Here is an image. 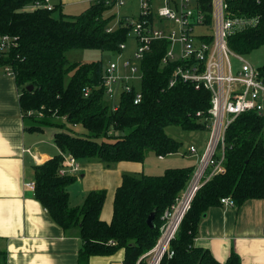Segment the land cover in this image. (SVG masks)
I'll return each mask as SVG.
<instances>
[{
    "label": "trees",
    "instance_id": "16d2710c",
    "mask_svg": "<svg viewBox=\"0 0 264 264\" xmlns=\"http://www.w3.org/2000/svg\"><path fill=\"white\" fill-rule=\"evenodd\" d=\"M37 2L45 0H0V35H10L14 41L10 50L0 53V70H12L24 117L34 118L31 111L41 113L38 124L26 123L28 129L81 125L88 131L86 136L57 130L55 143L63 153L78 160L95 159L107 168L120 161L143 162L151 152L158 157L177 153L181 142L168 135L169 125L207 130L211 92L182 80L169 85L179 62L163 63L167 41L153 42L140 60V85H134L133 92H123L116 102L106 97L102 86L109 63L103 59L70 62L67 58L71 49L123 51L120 45L130 40L132 29L125 23L129 16H121L110 32L116 14L106 15L117 0H95L79 14L62 13L60 17L53 15L61 10L59 4L49 10L34 8ZM231 6L237 15H260V22L233 33L230 47L242 55L263 47L264 0H232ZM259 71L264 77V64ZM30 85L32 89H28ZM87 87L91 90L85 96ZM137 89H141L142 99L135 103ZM58 117L64 123L56 122ZM61 152L34 166L35 197L65 232L77 230L83 241L80 264H89L92 256L114 255L122 249L123 264H136L156 243L165 210L184 189L195 167H168L160 174H123L115 193L113 217L107 222L101 218L105 189L89 191L82 205L71 206L68 188L77 178L60 173ZM184 155L190 154L185 151ZM225 165L226 171L214 176L195 196L173 241L175 256L169 264H242L236 251L221 262L209 249L196 246L195 239L201 218L209 208L222 205L223 197H230L235 206L264 198V116L245 112L229 125ZM154 210L155 226L151 227L147 218Z\"/></svg>",
    "mask_w": 264,
    "mask_h": 264
},
{
    "label": "built area",
    "instance_id": "2783aa9c",
    "mask_svg": "<svg viewBox=\"0 0 264 264\" xmlns=\"http://www.w3.org/2000/svg\"><path fill=\"white\" fill-rule=\"evenodd\" d=\"M161 1L159 4L155 0H139V15L125 18V23L132 26L129 37L137 43V62L132 65L129 62H109L102 83L105 95L116 102L123 92H133L134 85L139 86L143 77L140 60L152 49L154 41L165 40L169 46L163 63L179 62L169 85L175 86L182 80L197 89L205 88L211 92L210 116L206 125L209 136L203 150L190 146L188 153L196 157L194 170L174 203L165 210L156 243L139 256L136 264H169L175 256L173 241L195 196L214 176L226 171V132L229 125L245 112L253 111L264 116V77L258 67L229 45V37L233 33L256 26L260 15H237L232 10V0ZM124 2L117 0L116 4ZM33 7L51 10L53 3L45 0ZM120 18H117V25ZM115 28L110 26L108 31ZM13 44L10 35H0V53L10 50ZM120 47L126 48V42ZM232 57L240 61L239 68H235ZM4 72L14 75L8 67ZM90 90L87 87L84 95L88 96ZM141 99V89H137L135 103ZM117 107V104L113 106L114 109ZM61 153L60 173L78 172V159L71 153ZM33 158L39 160L36 155ZM27 186L35 189V181L28 182ZM221 203L235 206L230 197H223Z\"/></svg>",
    "mask_w": 264,
    "mask_h": 264
},
{
    "label": "crops",
    "instance_id": "0c3cea01",
    "mask_svg": "<svg viewBox=\"0 0 264 264\" xmlns=\"http://www.w3.org/2000/svg\"><path fill=\"white\" fill-rule=\"evenodd\" d=\"M51 1L59 4L62 12L76 15L95 0ZM137 1L138 12L132 17L139 15ZM26 123L15 77L0 70V264H80L83 241L77 230L65 232L36 199L35 189L27 186L35 181L34 166L61 152L54 141L55 131L51 132L52 147L44 148L37 145L36 135L43 138L45 128L28 129ZM78 161L77 179L68 188L71 206L82 205L89 191L105 189L101 218L110 222L123 174L142 172V162L120 161L107 168L95 159ZM195 163L194 158V163L184 166ZM168 167L175 166L165 169ZM195 245L209 249L221 262L236 251L242 264H264V198L248 200L241 206L209 208L200 220ZM124 255L122 249L114 255L92 256L89 264H123Z\"/></svg>",
    "mask_w": 264,
    "mask_h": 264
},
{
    "label": "rangeland",
    "instance_id": "374dc122",
    "mask_svg": "<svg viewBox=\"0 0 264 264\" xmlns=\"http://www.w3.org/2000/svg\"><path fill=\"white\" fill-rule=\"evenodd\" d=\"M124 4H116L112 10L107 11L106 15H109L111 13L116 14V18L111 22V27H116L117 25V18H120L121 16L128 15V16H135L138 12V1L137 0H124ZM52 2V1H51ZM156 3L161 4V0H155ZM65 11V10H64ZM84 11V10H83ZM64 14V12H61V10H57L53 13L55 17H60ZM128 13V14H125ZM200 28H197L199 30ZM137 48V43L133 38H130L126 42V48L123 49L121 53L113 54V53H105L101 52L97 49H71L67 53V58L70 60V62H93L97 61L99 59H103L105 63H109L110 61L117 62L119 64H122L124 62H129L130 65L137 62V58L135 56V50ZM245 58L251 62L256 67H261L264 64V46L253 51L250 54L244 55ZM232 62L235 66V68H239L241 66L240 61L232 57ZM29 115L34 117L30 119L28 117L27 122L30 125L32 124H38L36 120H39L41 117V113L29 112ZM61 120V121H59ZM63 118H56V122H63ZM67 131L72 134L80 135V136H86L87 130L81 126V125H71L66 124L63 127L54 125V126H47L45 127L43 131V138L42 135L38 134L36 135V141L37 145L41 147H52L53 141L51 139V132L53 131ZM166 132L168 135L174 137L177 141L181 142L180 149L177 153L167 155L164 157H158L155 153H149L146 159L142 162V172L147 174H160L164 171L166 166L174 165L175 167H181L186 165L187 163H194L195 156L193 155H184L185 151H188L191 145H195L198 148H202V146L205 144L209 134L207 130H184L182 127L177 125H169L166 128ZM41 138V139H40ZM187 158H190L192 160H189ZM187 164V165H188Z\"/></svg>",
    "mask_w": 264,
    "mask_h": 264
},
{
    "label": "water",
    "instance_id": "95a60500",
    "mask_svg": "<svg viewBox=\"0 0 264 264\" xmlns=\"http://www.w3.org/2000/svg\"><path fill=\"white\" fill-rule=\"evenodd\" d=\"M32 88H33L32 85L28 86V89H32ZM155 214H156V210L152 211V212L150 213V215L148 216V218H147V223H148L151 227H154V226H155V222H154Z\"/></svg>",
    "mask_w": 264,
    "mask_h": 264
}]
</instances>
